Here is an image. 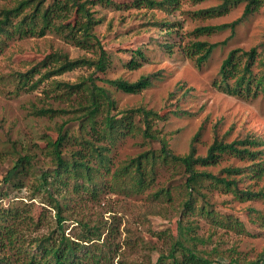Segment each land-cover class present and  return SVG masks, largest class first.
I'll list each match as a JSON object with an SVG mask.
<instances>
[{
    "label": "rangeland",
    "instance_id": "1",
    "mask_svg": "<svg viewBox=\"0 0 264 264\" xmlns=\"http://www.w3.org/2000/svg\"><path fill=\"white\" fill-rule=\"evenodd\" d=\"M109 1L118 6L108 3L94 6L96 17L101 19L94 31L112 61L105 73L97 74L95 66L85 65L46 78L36 90L18 97L9 94L8 89L0 92V189L2 179L21 157L28 156L33 160L35 173L51 165V158L45 151L46 135L56 138L57 127L77 116L74 110L80 103H85L87 95L82 92L71 95L56 83L74 84L91 76H94L98 86L111 92L116 111L143 106L165 116L155 122L154 129L159 132V139L166 140L175 154H187L199 132L200 136L194 142L198 155H206L215 134L227 142L256 137L262 141L259 149L264 153V96L240 99L222 93L214 85L220 79L221 64L230 51L237 48L249 50L264 42V5L238 24L234 32L231 28H222L202 33L201 28L221 27L239 19L245 3H238L225 14L215 15L208 11L219 6L223 0H179L170 12L138 8L132 0ZM15 2L0 0V14L4 9L14 7ZM155 21L164 25L155 24ZM196 41L219 44L202 66L181 52ZM164 42L174 45L171 53L162 48ZM136 49L143 50L145 60L140 67L130 69L126 63ZM53 52L66 54L73 60H97L99 56L95 45L87 48L77 46L49 32L43 37L11 41L8 48L0 53V76L14 71L25 72ZM148 75L152 77V84L138 93L123 92L108 82L118 78L136 82ZM42 108L60 112L55 116L34 112ZM160 147V140H146L140 133L122 136L112 148L113 171L148 149ZM76 149L78 146L70 143L65 151ZM262 158L264 161V154ZM250 165V161L229 156L217 165L198 168L220 174L229 166ZM237 179H243L241 187L250 186L254 191L264 186V176L260 180L247 175ZM181 181V175L174 167L165 166L159 168L154 185L143 194L128 195L108 190L96 200L88 195L74 196L64 211L62 230L67 236L75 237L85 223L99 227L101 239L95 242L113 247L108 264L155 263L161 255H168L174 242L183 240L185 233L203 239L197 248L217 258L218 262L230 264L233 260L237 261L234 264H249L264 257V233L251 221L249 212L256 209L264 214L263 200L241 202L232 194L207 191L217 213L238 218L250 233L238 234L217 227L200 215L184 213L182 197L168 200L164 195H156L158 190L170 183L176 185ZM22 185V188L12 190L9 196L0 200V206L16 204L21 208L27 203L38 221L43 206L39 199H33L37 180L30 174L23 178ZM44 213L46 220L42 225L21 226L22 234L36 237L55 231L57 213L50 208Z\"/></svg>",
    "mask_w": 264,
    "mask_h": 264
},
{
    "label": "trees",
    "instance_id": "2",
    "mask_svg": "<svg viewBox=\"0 0 264 264\" xmlns=\"http://www.w3.org/2000/svg\"><path fill=\"white\" fill-rule=\"evenodd\" d=\"M245 3L242 16L221 27L199 29L202 33L222 28H231L241 24L250 15L257 12L264 0H223L208 12L215 15L225 14L238 3ZM12 8L4 9L0 14V53L15 39L43 37L47 33H56L68 42L81 47L95 45L98 48L97 60L70 59L60 52L48 54L37 65L25 72L14 71L0 76V92L8 89L15 97L36 90L46 79L62 75L85 65L95 66L96 73H105L112 65L111 58L101 44L94 29L101 22L96 17L94 6L108 3L109 0H16ZM134 6L149 10L170 12L179 4V0H132ZM163 26V23L155 21ZM169 32V31H168ZM173 32V31H170ZM172 34V33H171ZM219 44L196 41L181 52L194 59L199 66L205 64ZM162 48L171 53L174 45L166 42ZM145 60L142 49L133 51L132 58L126 63L130 69H136ZM53 66L49 69L48 66ZM40 76L39 78H37ZM37 78V79H36ZM219 80L214 85L219 91L240 99H257L264 96V42L244 50L233 49L223 60L219 70ZM114 87L126 93H138L152 84V77L142 76L136 82L118 78L108 81ZM69 94L86 93L85 103L75 109V117L57 127V137L46 135L45 151L51 158V165L38 173L33 160L21 157L8 170L2 179L0 200L9 196L12 190L22 188V180L32 174L37 180L36 195L43 206V212L36 221L32 208L24 204L0 206V264H108L113 247L100 244L99 227L85 223L82 231L75 237L67 236L62 230L65 220L64 211L74 196L88 195L96 200L108 190L121 191L128 195L143 194L152 187L158 176L159 168L174 167L181 175L180 184L158 190L156 195H164L168 200L182 197L183 211L197 214L215 224L238 234L250 235L245 224L238 218L220 214L214 210L207 191L218 190L232 194L237 200L247 202L264 201V186L258 191L250 186L241 187L238 176H250L262 179L264 176V154L259 147L262 141L248 136L243 140L227 142L215 134L214 141L205 156L198 155L193 139L190 151L185 155L175 154L167 141L159 139L155 122L166 118L160 113L143 106L116 111V102L111 92L96 84L94 76L79 83H56ZM38 115L55 116L60 111L53 108L35 109ZM123 115L122 117H119ZM138 118V120H137ZM135 120L137 122L135 123ZM71 123L76 125L71 126ZM140 133L146 140H160V149L150 148L137 157L131 158L113 171L112 148L122 136ZM78 146L76 150H67L68 144ZM241 161H250L248 167H226L220 174H214L198 167L214 166L226 157ZM50 208L57 213V229L44 236L29 237L22 234L21 226L38 227L43 224L44 210ZM250 212L251 221L264 233V214L256 209ZM183 236L184 234L181 233ZM203 239L196 235H187L177 239L168 255H161L157 262L150 264H225L217 258L197 248ZM237 261H231L234 264ZM249 264H264V257Z\"/></svg>",
    "mask_w": 264,
    "mask_h": 264
}]
</instances>
